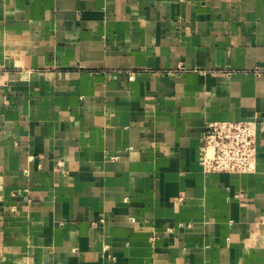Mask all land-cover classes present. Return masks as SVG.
<instances>
[{"label":"crops","instance_id":"0c3cea01","mask_svg":"<svg viewBox=\"0 0 264 264\" xmlns=\"http://www.w3.org/2000/svg\"><path fill=\"white\" fill-rule=\"evenodd\" d=\"M0 264H264V0H0Z\"/></svg>","mask_w":264,"mask_h":264},{"label":"built area","instance_id":"2783aa9c","mask_svg":"<svg viewBox=\"0 0 264 264\" xmlns=\"http://www.w3.org/2000/svg\"><path fill=\"white\" fill-rule=\"evenodd\" d=\"M201 164L205 172H254L258 165L257 122H208L203 137Z\"/></svg>","mask_w":264,"mask_h":264}]
</instances>
